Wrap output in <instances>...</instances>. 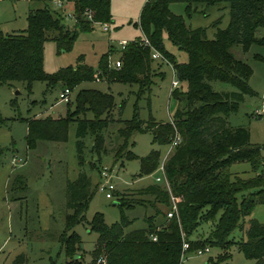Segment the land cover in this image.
<instances>
[{
	"label": "trees",
	"instance_id": "1",
	"mask_svg": "<svg viewBox=\"0 0 264 264\" xmlns=\"http://www.w3.org/2000/svg\"><path fill=\"white\" fill-rule=\"evenodd\" d=\"M39 1L46 5L30 10L26 29L12 34L0 31V84L13 86L14 82H21L30 90L34 82L45 81L49 86L61 83L72 91L85 81L106 80L137 84L138 94L142 96L151 92L155 77H162V72L153 69L151 47H143L142 37L128 42L122 50L120 67L111 65L114 50L111 45L97 70L83 63L80 57L76 66L46 72L44 50L48 40L55 41L59 49L70 51L80 32L92 30L97 23H111L113 17L111 0ZM55 1L73 3V28L64 22L62 11L50 6ZM175 1L185 2L189 14L197 10L199 3L209 6L229 2V25L218 28L211 39L206 28L188 27L182 15L171 11L170 5ZM137 24L152 46L174 65L177 77L188 84V89L186 92L174 89V98L179 102L185 100V106H179L170 121L142 120L137 116L125 121L119 129L123 142L116 157L122 160L121 165L125 159L139 158V175H150L161 164V151L153 148L145 156H136L129 149L133 132H150L152 143L159 146L170 145L177 132L182 140L165 162L170 188L152 183L139 191L154 197L151 204L155 213L145 218L147 227L127 233L132 221L124 211L112 225L105 222L103 213L94 215L91 230L97 232L98 239L91 264H100V259L105 264H185V241L190 243L188 252L207 245L224 251L217 260L210 258L209 264L227 262L231 256L228 251L235 244L247 258L255 259V264H264V222L252 218L244 239L237 242L231 237L235 229H243L244 219L257 204L264 203V146L251 142L247 126L232 125L229 120L245 96L255 94L249 84L253 69L237 59L230 49L235 43H242L245 49L253 43L264 45V38L257 36L258 30L264 28V0H148ZM165 34L188 54L186 62H178L176 55L166 48ZM214 80L230 83L237 91H215L210 83ZM74 103V111L69 109L66 117L49 115L29 119L27 146L35 148L38 141L65 142L69 124L76 121L80 165L86 163L84 150L88 136L94 138L93 147L100 152L99 156L105 149V131L120 120L114 117L115 97L108 91L84 88L77 93ZM71 104L70 101L69 108ZM5 121L0 112V124ZM5 149L0 147V160ZM236 162H249L254 175L233 176L229 168ZM15 183L23 184L24 176L18 175ZM91 184V176L83 171L67 186V206L73 213L68 215L67 228L60 236L65 253L71 258L66 264H82L77 251L83 241L76 231H69L85 219L93 195ZM172 196L178 205V215L169 218ZM157 203L168 207V212ZM127 205L128 202L118 198L121 210ZM160 215L164 217L158 221ZM203 223L210 224L208 236L193 239L192 235ZM21 257L25 259L24 255Z\"/></svg>",
	"mask_w": 264,
	"mask_h": 264
},
{
	"label": "rangeland",
	"instance_id": "2",
	"mask_svg": "<svg viewBox=\"0 0 264 264\" xmlns=\"http://www.w3.org/2000/svg\"><path fill=\"white\" fill-rule=\"evenodd\" d=\"M147 1L111 0L113 22L104 24L109 26V31L103 29V24H95L92 30L79 33L70 51L59 49L55 41L48 40L44 50L45 71L54 73L63 67L76 66L81 59L83 63L97 70L101 57L110 50L111 45L114 50L110 62L114 66L122 52L119 43L143 36L137 23ZM45 5L44 1L39 0H0V31L12 34L26 29L30 10ZM50 6L62 11L64 22L71 28L74 27L72 2L63 5L51 3ZM170 9L173 13L182 15L188 27L206 28L211 39L215 37L218 28L224 29L230 22L229 2L209 6L199 3L192 14L188 13L187 5L183 1L173 2ZM257 36L264 38V28L258 30ZM164 41L166 48L176 55L178 62L188 60V54L175 46L167 34ZM230 50L237 59L253 69L249 84L255 94L246 95L239 110L232 113L229 120L232 125L247 126L251 142L264 146V116L260 117L264 114L256 113L257 109H264V45L253 43L245 49L242 43H235ZM153 69L163 75L155 77L149 94L139 96L137 84L106 80L85 81L72 90L70 108L68 103L60 101L61 92L65 88L61 83L49 86L45 81H36L30 90L21 82H14L13 86L0 84V112L6 120L0 124V147L6 148L0 160V264H66L71 260L65 253L60 236L67 228L68 215L73 213V209L67 206V186L83 171L91 176L93 195L85 219L69 231H76L83 241L82 248L77 251L82 264H91L92 261V251L98 234L91 230V221L97 212L103 213L105 222L112 225L120 220L121 212L124 211L132 221L126 228L127 233L147 227L145 218L155 213L151 204L154 197L142 195L139 191L149 184L158 183L156 178L160 176V171L140 176L139 158L125 159L121 165L122 160L116 156L123 142L119 129L125 121L132 120L135 116L142 120L170 121L179 106H185V100L179 102L174 98L173 91L176 88L172 86L175 77L173 67L154 60ZM210 83L215 91H237L230 83L217 80ZM84 88L111 92L116 102L114 117L121 120L112 123L105 131V149L99 155L100 159V152L93 147L94 138L88 136L84 150L86 163L80 165L76 145V121L69 124L65 142L38 141L35 148H29L26 142L28 120L49 115L54 118L66 117L69 109L74 111L75 97ZM177 89L178 92H186L188 84L180 82ZM153 148L160 149L163 161L169 153L170 145L153 144L150 132H133L129 149L136 156H145ZM262 155L264 157V148ZM14 157L19 160L16 165L12 163ZM105 167L114 175L116 190L112 198H108L106 192L100 189L103 181L100 171L102 174ZM229 169L233 176L247 178L254 175L249 162H236ZM18 175L24 176L23 184L15 183ZM118 198L128 202L124 210L118 206ZM157 204L165 213L168 212V207ZM163 217L160 215L158 221L163 220ZM252 218L264 222V203L257 204L252 214L244 219L243 229H235L231 235L235 241L246 237ZM209 229L210 224L203 223L192 238L204 239L208 236ZM207 247L210 251L203 254L197 253V250L203 248L185 254L184 263L209 264L210 258L217 260L224 252L217 247ZM228 252L231 255L229 260L220 264L256 263L255 259L247 258L237 244ZM21 255L25 259L20 258Z\"/></svg>",
	"mask_w": 264,
	"mask_h": 264
},
{
	"label": "built area",
	"instance_id": "3",
	"mask_svg": "<svg viewBox=\"0 0 264 264\" xmlns=\"http://www.w3.org/2000/svg\"><path fill=\"white\" fill-rule=\"evenodd\" d=\"M54 4L63 5L61 3V1H55ZM102 24H103V29L105 31H109V26L104 25L106 23H102ZM127 44H128V42L125 41V40L120 42L119 45L121 47V50H124L126 48ZM142 45L145 48L146 47H151V56H152V58L154 60H160L162 62L170 64L173 67L175 77L173 79L172 86H173V88L179 87L180 80L177 77L174 65L159 50H157L156 48H154L152 46L150 39L144 34L142 36ZM114 66L115 67H120L121 66V60L119 59V60L115 61V65ZM71 94H72V91H71L70 88H68V87L64 88V90H62V92H61L60 101L65 102V103H69L71 101ZM256 113L257 114H264V109H257ZM181 140H182L181 136L177 132L176 136L174 137V139L170 143L169 153L167 154L165 159L163 161H161V164L159 165V168L157 169L158 171H160V176H157V178H156L157 182L158 183H164V185L167 186L168 188H170V185H169V182H168L167 177H166L165 162L167 161L169 155L172 153L174 148L181 142ZM18 161L19 160L16 157H14V159L12 160V163L16 165ZM101 177H102L103 181H102V183L100 185V189L102 191L106 192V196L108 198H112L114 196L113 192H115V190H116V186L114 185V182H113V180H114L113 172H111V170L108 167H105L103 169V171H102ZM171 201H172L171 209L168 212V217L169 218H173L175 215H178V205H177V202H176V200H175V198L173 196H172ZM153 238H154V240L157 239L156 237H153ZM189 248H190V243L185 241L184 245H183V249H184V252H185L183 254V259H184L185 254L188 253V249ZM209 251H210L209 247H206V248L197 250V253L198 254H203V253L209 252ZM99 263L100 264H105V260L104 259H100Z\"/></svg>",
	"mask_w": 264,
	"mask_h": 264
},
{
	"label": "crops",
	"instance_id": "4",
	"mask_svg": "<svg viewBox=\"0 0 264 264\" xmlns=\"http://www.w3.org/2000/svg\"><path fill=\"white\" fill-rule=\"evenodd\" d=\"M28 1H34V0H28ZM137 38H138V37H137ZM137 38H136V39H137ZM134 40H135V39H134Z\"/></svg>",
	"mask_w": 264,
	"mask_h": 264
},
{
	"label": "water",
	"instance_id": "5",
	"mask_svg": "<svg viewBox=\"0 0 264 264\" xmlns=\"http://www.w3.org/2000/svg\"><path fill=\"white\" fill-rule=\"evenodd\" d=\"M117 204H118V202H117Z\"/></svg>",
	"mask_w": 264,
	"mask_h": 264
}]
</instances>
